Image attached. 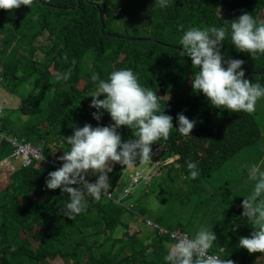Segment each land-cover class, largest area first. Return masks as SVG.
Wrapping results in <instances>:
<instances>
[{
    "label": "trees",
    "instance_id": "1",
    "mask_svg": "<svg viewBox=\"0 0 264 264\" xmlns=\"http://www.w3.org/2000/svg\"><path fill=\"white\" fill-rule=\"evenodd\" d=\"M137 1L142 6L141 25L117 24L122 15L117 8L126 11ZM263 10L264 0H168L163 8L144 0H33L30 7L0 9V78L11 76L14 83L9 89L15 86L27 93L17 96L20 103L15 109L0 114L2 132L31 141L44 160L53 158L54 144L62 152L68 150L64 137L74 127L112 123L106 111L100 121L92 116L96 109L90 107L88 95L96 83L91 76L99 74L106 80L112 71L130 68L143 87L156 91L161 108L173 117L168 139L156 142L166 145L163 158L178 155L172 162L161 161L155 177L134 197L116 201L103 194L99 200L86 195V208L73 220L61 211L69 202L68 194L45 184L48 173L57 168L35 158L31 166L0 167V264H166V244L174 241L158 234L147 220L180 229L191 238L206 226L217 237L210 254L234 264H264V253L239 247L240 237L253 231L252 221L241 216L245 196H229L224 207L225 194H207L211 179L206 180L258 140L255 112L219 109L202 92H193L191 78L199 69L192 67L190 57L181 55L183 31L178 30L181 25L184 30L228 27L244 12L259 24ZM221 52L225 60H244L245 78L264 86V54L253 59L237 51L230 30ZM65 74L67 79L58 78ZM29 77L33 83L26 87L23 80ZM181 112L196 122L188 136L176 128ZM118 131L124 141L134 138L126 126ZM11 150L6 138L0 139V160ZM187 161L197 163L195 179L190 178ZM137 164L139 160L133 165ZM127 168L114 164L111 188ZM87 179L95 181L96 176ZM225 192L228 195L229 187ZM40 194H45L42 200ZM218 198L220 208L202 210L205 201ZM134 219L130 234L118 229ZM117 252L120 255L114 257Z\"/></svg>",
    "mask_w": 264,
    "mask_h": 264
},
{
    "label": "clouds",
    "instance_id": "2",
    "mask_svg": "<svg viewBox=\"0 0 264 264\" xmlns=\"http://www.w3.org/2000/svg\"><path fill=\"white\" fill-rule=\"evenodd\" d=\"M155 3L162 8L168 6V0H156ZM32 4L33 0H0V9L10 11L22 5L30 7ZM261 13L259 24L252 15L244 12L232 19L228 27L191 26L184 30L182 25L179 26L178 30L183 31L179 41L182 46L180 53L190 57L192 67L199 69L191 78L192 90L195 93L202 92L212 106L231 112L253 113L256 110L258 99L264 98V86L245 78V70L242 68L245 61L231 58L225 60L221 52L222 42L225 41L230 30L231 43L237 51L249 53L253 59L258 53L264 54V18H261ZM100 23L102 24V19L99 21V27ZM102 27H100L101 33L103 32ZM58 78L67 79L68 77L65 74ZM91 80L96 83L95 90L88 95L92 97L90 107L96 109L92 112V116L100 121L106 111L112 123L107 126L98 124L95 127L90 123H85L83 127H74L73 133L64 137L70 147L64 152L61 151L63 155L58 154L59 152L54 150L53 146L51 150L53 158L44 160L41 151L39 157L35 158L37 161L43 159L47 164L57 168L48 173L45 184L47 189L59 188L62 193L68 194L69 202L61 211L72 220L86 208V195L99 200L103 194L108 198L115 197L116 201H123L131 195L136 186L147 184L150 181L154 174L148 178V173L153 171L155 162L157 165L167 159L172 162L178 157V155H171L163 158L166 145L154 143L161 138L168 139L174 127L173 117L165 114L158 102L156 91L143 87L132 69L114 70L109 73L106 80L94 73ZM100 96L104 98L100 99ZM176 119L178 131L184 136L190 135L196 122L189 120L182 112L177 113ZM121 126L131 129L134 138L122 140L118 131ZM1 133L4 132L1 131ZM4 134L12 135L10 132ZM11 152L12 150L0 161L7 158ZM137 160L139 164L133 165ZM140 162H143L142 167L139 166ZM117 163L128 167L125 171L127 175L125 180H123V175L122 179L111 188L109 173ZM145 163L150 164L146 169L144 168ZM33 164L31 162L29 165H21L31 166ZM262 164L264 161L260 164L246 166L248 180L255 183L251 194L245 196L242 201L241 216L252 221L254 230L250 236L240 237L239 247L247 249L249 253H264V198H261L264 196V170L261 169ZM131 167L135 168L129 171ZM187 167L190 178L195 179L199 175L197 163L187 161ZM90 174L96 176L95 181L87 179ZM135 175H139V180L130 187V181ZM120 183L124 185L121 191L117 192ZM73 185L76 186L73 187ZM129 187L128 195L121 197ZM147 224L157 230L158 234L169 237V232L181 231L180 229L170 230L150 220H147ZM185 234L186 236L170 237L174 242L168 245L167 254L164 256L166 264H234L231 259H221L217 253H209L217 237L206 226L201 225L192 238L187 233Z\"/></svg>",
    "mask_w": 264,
    "mask_h": 264
},
{
    "label": "rangeland",
    "instance_id": "3",
    "mask_svg": "<svg viewBox=\"0 0 264 264\" xmlns=\"http://www.w3.org/2000/svg\"><path fill=\"white\" fill-rule=\"evenodd\" d=\"M144 2L147 5L156 4L155 3L156 0H144ZM141 9H142V6H141L140 1H137V5L128 7L126 11H122L121 7L117 8V12H121L122 15L117 18L116 23L119 25L122 23V26L127 25L131 27L141 25L142 22H140V18H141L140 14L143 13L141 12ZM263 12L261 13V18H264ZM47 40L48 38H45L44 41H47ZM0 81H2V83L0 84V114H2L3 111H6V109L8 110L15 109V107H17L20 103L21 95H25V94L27 95V93H22L20 90H17L15 86L9 89L10 84L12 85L14 83L13 78L11 76H7V78L6 77L0 78ZM23 82L25 83L26 87H29L30 83L31 84L33 83V79L29 77V78L24 79ZM17 96H19L20 98ZM254 112H255L254 113L255 118L260 128V136L258 140L254 144L242 148L238 153L239 157H236L235 159H231L228 162L224 163L211 176L206 178V180L211 179L210 181L211 184L209 182L210 187L207 191L208 192L207 194H210L212 192H217V191L225 194V198L221 197V198H224V207L227 206L225 202L227 203L229 201L228 200L229 196L237 194V195H241L242 197H244V196H248L251 194L253 190L252 186L254 185L255 182L248 180L246 166L251 165V164H260L261 161H264V98L258 99L257 104H256V110ZM54 150H57L59 152L58 154H62L61 152L62 150L59 149L57 143L54 144ZM244 152H249V154L244 156L243 155ZM169 160L170 159H167L166 161H164V163L170 162ZM156 163L157 162L154 163L153 171L148 173V178H150L152 174H154L153 177H155V175L157 174V171L160 165L159 164L157 165ZM149 165L150 164L145 163L144 168L145 169L148 168ZM139 166L142 167L143 162ZM134 168L135 167H131L129 171ZM261 169L264 170V164L261 165ZM126 175H127V172L124 173L123 180L126 179ZM145 187H146V183L139 184L131 192V195L129 197L136 196ZM226 187H229L228 195L225 192ZM44 197H45V194L38 195L39 200H42ZM261 198H264V196H262ZM221 205H222V202L220 201L219 198L212 203L210 201H205L202 205V210L208 211L210 208H214V207L218 209L221 207ZM134 222H136L135 219L129 223H123V226L120 225L118 229L128 232V234H130V232L133 230L130 227V224ZM124 226L127 228L124 229ZM235 228L236 227H233L232 229H235ZM169 244L170 243L167 242L166 245L168 246ZM107 246H108L107 249L110 250V245L107 244ZM119 255L120 253L117 252V254L114 257H118Z\"/></svg>",
    "mask_w": 264,
    "mask_h": 264
},
{
    "label": "built area",
    "instance_id": "4",
    "mask_svg": "<svg viewBox=\"0 0 264 264\" xmlns=\"http://www.w3.org/2000/svg\"><path fill=\"white\" fill-rule=\"evenodd\" d=\"M6 138L8 143L12 146V152L11 154L0 161V166H5L9 169H15L18 165H29L32 162V158H38L39 157V148L30 143L27 142L24 139H19L15 136L1 133L0 131V139ZM139 175H135L132 180L130 181V187L133 186L134 183L138 182ZM129 188H127L124 193L121 195V197L127 196L129 193ZM110 196V194H108ZM119 201V200H118ZM170 237L173 238V236H181L185 235V233L175 230L172 232H169Z\"/></svg>",
    "mask_w": 264,
    "mask_h": 264
},
{
    "label": "water",
    "instance_id": "5",
    "mask_svg": "<svg viewBox=\"0 0 264 264\" xmlns=\"http://www.w3.org/2000/svg\"><path fill=\"white\" fill-rule=\"evenodd\" d=\"M99 19L101 20V13L100 12H99ZM100 27H102V24L101 23H100ZM123 185H124L123 183H120L119 184V186L117 188V192H120L121 191Z\"/></svg>",
    "mask_w": 264,
    "mask_h": 264
}]
</instances>
